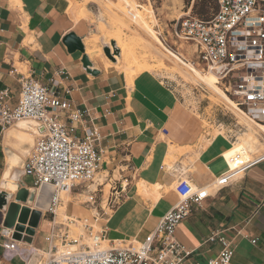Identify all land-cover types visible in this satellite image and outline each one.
Instances as JSON below:
<instances>
[{
  "label": "crops",
  "instance_id": "obj_1",
  "mask_svg": "<svg viewBox=\"0 0 264 264\" xmlns=\"http://www.w3.org/2000/svg\"><path fill=\"white\" fill-rule=\"evenodd\" d=\"M70 8V0H0V90L9 89L14 105L21 75L28 74L72 107L88 111L76 123V134L81 135L86 125L98 128L96 144L103 153L97 178L105 187L125 185L122 199L96 224L106 230L109 240H143L180 200L174 189L180 178L193 187H205L225 170L223 152L233 144V134L213 136L206 131L177 88L157 73L143 71L128 83L125 74L105 67L101 60L95 64L89 55L90 64L85 66L86 24L77 20L81 14L74 18ZM70 33L80 38L84 51L67 48L63 38ZM210 121L230 133L237 127L224 113H215ZM185 147L191 151L177 156L176 150ZM169 155L177 157L171 166L165 163ZM190 157L194 160L184 169L183 162ZM138 181L158 184L159 197H141ZM23 186L36 188L38 195L40 188ZM75 203H65L66 212ZM77 207L81 215H69L93 222L90 208L81 203ZM38 210L41 217L34 236L40 234L42 245L51 219L46 210ZM221 230L233 240L229 264H264V160L230 184L211 189L201 207H192L179 223L175 236L193 250L189 260L206 263L220 249L208 238Z\"/></svg>",
  "mask_w": 264,
  "mask_h": 264
},
{
  "label": "built area",
  "instance_id": "obj_2",
  "mask_svg": "<svg viewBox=\"0 0 264 264\" xmlns=\"http://www.w3.org/2000/svg\"><path fill=\"white\" fill-rule=\"evenodd\" d=\"M174 25L175 34L194 46L195 59L184 64L212 72L216 85L234 108L247 119L264 125V0H215V8L207 19L191 15L188 10L187 16ZM52 83L56 84V81ZM11 99L9 89L2 88L0 129L3 131L6 126L20 120L27 121L32 127L34 142L22 165L21 177L31 176L32 187L47 185L52 188L48 210L53 217L50 230L39 247L32 245L34 235L0 225V264L11 263L17 257L23 264H29L35 256L38 257L35 264L231 262L233 240L223 230L209 236L208 241L217 242L220 249L206 263L189 260L193 250L176 239L175 231L191 213L192 207H201L211 189L218 190L230 184L264 160V150L253 158H244L241 152H234L225 161V170L208 186L193 187L188 179L180 178L174 187L180 200L143 240H109L106 230L99 226L94 230V225L119 203L125 185L119 188L108 186L105 196V185L96 181L103 153L96 144L98 128L86 125L81 135L76 134V123L82 122L88 111L72 107L67 100L28 74L21 75L20 91L14 105ZM19 183L18 189L21 187ZM26 188L31 193L30 187ZM62 191L70 193L93 211L92 223L69 216L64 220L66 222L55 221ZM75 223H79L77 226L84 231L72 236L69 224ZM15 233L19 234V239L14 237ZM251 242L255 243L256 239Z\"/></svg>",
  "mask_w": 264,
  "mask_h": 264
},
{
  "label": "rangeland",
  "instance_id": "obj_3",
  "mask_svg": "<svg viewBox=\"0 0 264 264\" xmlns=\"http://www.w3.org/2000/svg\"><path fill=\"white\" fill-rule=\"evenodd\" d=\"M70 1L74 8L68 9V12L74 18H78L81 11L85 9L84 13L80 15L82 18L77 19L86 24L83 42H89V39L95 38L96 42H94V44L96 47L100 48V52L95 54V59L92 60V62L96 64L97 61L101 60L105 65L106 60L104 58L105 53L103 47L114 46L116 43L120 54L115 57V61L111 58L112 61L117 62V67L111 68L125 74L128 83L130 78L133 79L135 75L143 71L157 73L165 78L166 81H169L173 87L177 88L182 102L189 108L194 109L193 112L201 120V124L206 131H211L213 136H219V134H233V144L223 152L225 161H228V157L234 152H241L244 158H253L262 153L264 150L263 130L259 126L248 121L245 116L240 114L225 99L217 95L213 89L210 88L211 86H208L206 82L207 85L203 84L199 76L193 70L192 72L188 69L187 65L175 59L168 52L170 51L178 54L184 62H191L195 59L194 46L191 45L189 41L180 39L175 34L174 24L177 20H182V18L186 17L188 10L191 15L205 17L200 15L202 4H205L204 8L210 14L215 6V0ZM110 37L111 39L108 40ZM116 39L118 40L116 41ZM118 44L125 45L126 50H124L123 54ZM100 57L102 58L100 59ZM17 66L21 70H24L21 64H17ZM195 68L201 73H206V71H202L198 67ZM215 113H224L225 118L237 124L235 130L230 133L225 129L219 130L215 125L212 126L210 120H212ZM23 124H26V126ZM21 127H24V130L29 133L28 135L31 137L32 142L28 140L26 142L27 145L21 146L18 151L12 144L5 143L3 136L7 131L21 129ZM33 142L34 136L32 134V127L27 121H19L15 124L6 126L0 133V190H5L12 195V197L9 198L10 201L14 200L13 194L18 190L19 181H17L15 192L7 190V182L3 181L4 174L7 172V152L12 151L18 157V165L13 166L9 173V176H11L16 168L17 171L21 170L27 155L30 153ZM203 144L206 145L207 142L204 141ZM172 149L173 147H170V153ZM189 151H191V147H185L177 149L176 153L178 156ZM175 160H177V157L169 155L166 157L165 163L171 166ZM193 160L194 157L187 158L186 161L183 162V168L185 169ZM19 180L22 182V186L24 184H33V178L31 176L20 177ZM96 181L99 182L100 179L97 178ZM158 188V184L151 186L143 181L137 182V193L143 198L153 197L157 199L160 195ZM104 192L106 196L108 193V186L105 187ZM69 194L70 193L65 194L61 204L57 207L55 216L56 222H66L64 220L67 216L72 217L71 215H75L78 217L82 213L81 208L77 207L79 201ZM34 200L35 190H31L26 201L27 203L25 202V204L31 208H36L34 206ZM71 200L75 201L77 204L75 203V207L70 206L68 212H66L65 203L70 204L72 202ZM44 210H46V216L52 220L53 215L48 210V207H45ZM72 218L78 219L75 217ZM77 225H79V223H75V225L69 224L70 234L72 236L84 231L81 226ZM96 229H98V225L95 224L94 230ZM39 235L34 237L33 247H39L41 245ZM27 241H30V239H27ZM1 250L0 248V258ZM33 259L36 261L38 257L35 256ZM12 264H23V262L17 257L12 260Z\"/></svg>",
  "mask_w": 264,
  "mask_h": 264
},
{
  "label": "bare ground",
  "instance_id": "obj_4",
  "mask_svg": "<svg viewBox=\"0 0 264 264\" xmlns=\"http://www.w3.org/2000/svg\"><path fill=\"white\" fill-rule=\"evenodd\" d=\"M71 8H74L73 4H71ZM75 10V9H74ZM79 12V11H78ZM81 14H83V11H81ZM78 15V14H77ZM79 16V15H78ZM95 37V36H94ZM111 37L108 39L110 40ZM118 39H116L117 41ZM94 42H96L95 38H91L89 39V42H84L85 45V51H86V55L88 57H90V59H95V54L100 52V48L96 47ZM119 47L121 48V52L123 54L124 50H126L125 45H121L118 44ZM109 50H110V54L112 56V59H114L115 61V57L119 56L120 52L118 47L116 46V43L114 46H109ZM118 51V54H117ZM175 59H177L178 61L182 62L184 64V61L182 60V58H180V56L178 54L172 53L170 51H168ZM99 58V57H98ZM102 57H100L101 59ZM105 67H114L113 63H117L111 60V58H109L107 55H105ZM112 61V62H111ZM185 65H187L188 69H190L191 71L193 70L200 78V81L203 84H208V86H211L210 88L213 89V91L221 96L223 99H225L232 107H234V105L232 104V102L230 101L229 98H227V96L219 89V87L216 85V78L214 76V74L210 71L206 72V73H201L200 71H198L194 66L188 65L185 63ZM117 67V66H116ZM119 69V68H118ZM192 71V72H193ZM213 82H212V80ZM206 82V83H205ZM206 84V85H207ZM247 119V118H246ZM248 121H250L251 123L259 126L262 130H264V125L257 123V122H253L249 119H247ZM20 121H24V120H20ZM19 122V121H18ZM29 133L26 132L24 130V127H21V129H12L9 130L5 133L4 135V139H5V143L7 144H12V146H15V148L19 151V149L21 148V146H25L27 145V141L29 140L30 142H32L31 137L28 135ZM7 157H8V164H7V172L4 174V182L6 183V188L8 191H16V185H17V178H18V171L17 168L15 169V171H13L12 175L9 176V173L11 172V169L13 168V166H17L18 165V157L17 155L12 152V151H8L7 152ZM40 188L39 193L37 196H35V200H34V206L38 209H44L45 207L47 208L49 206V199H50V192H51V187H47V186H41V187H37ZM30 190H35V194H36V188H30ZM1 191H5V190H1ZM6 192V191H5ZM48 193V194H47ZM65 192H61L60 193V197L62 199H64L65 197ZM69 199V198H68ZM81 200V199H80ZM63 214V213H62ZM30 264H35V259L31 258L29 260Z\"/></svg>",
  "mask_w": 264,
  "mask_h": 264
},
{
  "label": "water",
  "instance_id": "obj_5",
  "mask_svg": "<svg viewBox=\"0 0 264 264\" xmlns=\"http://www.w3.org/2000/svg\"><path fill=\"white\" fill-rule=\"evenodd\" d=\"M63 42L70 51H84V47L80 42V38L75 36L73 33L67 34L63 38ZM103 51L105 55H107L109 58H112L108 46H104ZM83 63L85 66L89 65L86 55L83 57ZM21 176L22 171L20 170L18 171L17 180H19ZM21 183L22 182H20L21 187L15 193L13 201L8 202L9 198L12 197L11 194L5 191H0V225L8 228H14L16 231L24 230L27 234L32 236L34 235L35 228L40 220L41 212L37 208H31L25 204L29 196V192L28 189L22 186ZM51 194L52 188L50 196ZM14 237L19 239V234L15 233Z\"/></svg>",
  "mask_w": 264,
  "mask_h": 264
},
{
  "label": "trees",
  "instance_id": "obj_6",
  "mask_svg": "<svg viewBox=\"0 0 264 264\" xmlns=\"http://www.w3.org/2000/svg\"><path fill=\"white\" fill-rule=\"evenodd\" d=\"M204 3L202 4V8H201V11H200V15L201 16H205V17H200V16H198V17H200V18H203V19H207L208 18V16H209V13H208V11L207 10H205V8H204ZM214 8H215V6H214ZM213 8V9H214ZM0 155H1V152H0Z\"/></svg>",
  "mask_w": 264,
  "mask_h": 264
}]
</instances>
